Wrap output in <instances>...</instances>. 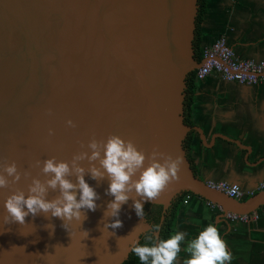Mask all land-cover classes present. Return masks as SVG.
I'll return each instance as SVG.
<instances>
[{"label": "water", "instance_id": "1", "mask_svg": "<svg viewBox=\"0 0 264 264\" xmlns=\"http://www.w3.org/2000/svg\"><path fill=\"white\" fill-rule=\"evenodd\" d=\"M196 16L197 0H0V172L15 161L22 174L0 189V264H121L140 235H158L132 200L121 208L123 226L105 230L115 219L104 220L114 197L105 195L106 179L98 185L90 175L85 181L100 199L83 223L42 213L23 225L4 222L6 198L16 189L27 193L32 178H48L36 161L70 162L89 152L93 138L116 134L146 156L157 149L181 158L178 179L143 204L161 207L158 225L184 193L217 207L219 222L264 206V189L242 201L209 189L186 157V136L201 135L182 116L185 79L201 63L192 47ZM81 166L89 167L86 160Z\"/></svg>", "mask_w": 264, "mask_h": 264}, {"label": "crops", "instance_id": "2", "mask_svg": "<svg viewBox=\"0 0 264 264\" xmlns=\"http://www.w3.org/2000/svg\"><path fill=\"white\" fill-rule=\"evenodd\" d=\"M200 36L201 48L222 36L239 60L264 62V0H207ZM190 116L201 134L192 131L190 142L196 176L204 182L236 184L243 191L263 190L264 80L255 86L214 76L195 81ZM255 214L254 221L225 217L219 222L216 209L191 197L175 220V232L185 233L175 264L188 258V241L208 224L219 230L231 253L230 264H264V206Z\"/></svg>", "mask_w": 264, "mask_h": 264}, {"label": "clouds", "instance_id": "3", "mask_svg": "<svg viewBox=\"0 0 264 264\" xmlns=\"http://www.w3.org/2000/svg\"><path fill=\"white\" fill-rule=\"evenodd\" d=\"M48 114L51 115V112ZM66 124L71 128L76 127L72 120L66 121ZM48 134L51 136L54 133L49 129ZM81 147L84 145L81 144ZM87 148L90 154L80 152L70 162L57 161L55 157L43 162L36 161V167L43 164L41 172L48 178L43 182L32 178L27 193L16 189L7 197L4 202L7 213L3 217L4 222L23 225L29 215L36 217L42 213L45 218H49L50 214L64 223L74 219L83 223L87 219L86 211L95 212L98 208L96 201L100 199L95 189L85 181V175H90L98 185L106 179L108 187L105 195L114 197L104 212V220L106 217L115 218L114 222L103 223V228L119 229L123 226L119 219L123 205L132 200L136 215L142 219L144 202L154 201L171 182L178 179L182 162L180 157L173 159L157 149L146 156L133 141L116 134L109 135L106 142L93 138ZM85 160L89 165L87 170L81 166V162ZM21 175L15 161L5 164L0 172V189L19 183ZM23 176L27 179L30 173L26 171ZM70 177H74L76 182L73 183ZM50 191H58L59 194L49 200ZM49 226L52 227H47ZM153 231L158 233L159 225H154ZM85 233L88 236V232ZM145 239L148 243L141 245L134 241L131 249L140 264H175L185 233L175 232L167 239H160L158 235L147 236ZM185 251L188 258L183 264H230L231 261V253L213 224H208L195 238L188 241Z\"/></svg>", "mask_w": 264, "mask_h": 264}, {"label": "built area", "instance_id": "4", "mask_svg": "<svg viewBox=\"0 0 264 264\" xmlns=\"http://www.w3.org/2000/svg\"><path fill=\"white\" fill-rule=\"evenodd\" d=\"M209 76H214L227 83L255 86L264 80V62L239 60L227 46L225 38L219 36L202 48L201 63L194 71L195 81H202ZM204 183L209 189L236 201H242L255 193V191H243L238 185L223 181H206ZM191 197L194 196L187 193L182 198L181 204L186 205ZM207 205L219 212V209L214 205L209 203ZM226 218L232 221L245 222L254 221L257 216L255 212H252L246 216L227 214Z\"/></svg>", "mask_w": 264, "mask_h": 264}, {"label": "trees", "instance_id": "5", "mask_svg": "<svg viewBox=\"0 0 264 264\" xmlns=\"http://www.w3.org/2000/svg\"><path fill=\"white\" fill-rule=\"evenodd\" d=\"M206 4L207 0H197V16L195 20V32H194V39L192 42L193 52H194V58L196 61L201 60L202 55V48L200 45V24L202 22V18L206 12ZM185 86L186 89L184 90V98L182 103V116H183V122L185 125L192 127L191 122V109L193 104V96H194V90H195V79H194V71L191 72L185 79ZM192 132H190L184 142H183V148L186 152V157L190 163V167L192 169V172L194 175H196V168L193 164V159L191 158L190 153V142L192 137ZM187 193H184L182 196L175 199L170 207L167 209L166 213L164 214L163 220L161 224L159 225V232L158 236L160 239H167L170 234L175 233V220L177 217V214L180 210V206L182 198ZM144 218L146 221L151 225V228L153 230L154 225H158L159 222V216L161 214V207L158 205H146L144 207ZM147 236H152L151 233L145 232L144 234L139 236V244L143 245L145 243H148L146 241ZM121 264H140V261L138 257L132 252V250L127 255V258L121 263Z\"/></svg>", "mask_w": 264, "mask_h": 264}, {"label": "flooded vegetation", "instance_id": "6", "mask_svg": "<svg viewBox=\"0 0 264 264\" xmlns=\"http://www.w3.org/2000/svg\"><path fill=\"white\" fill-rule=\"evenodd\" d=\"M145 208H143V210H144Z\"/></svg>", "mask_w": 264, "mask_h": 264}]
</instances>
